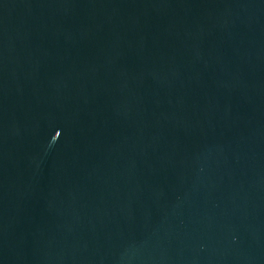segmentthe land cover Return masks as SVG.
Returning a JSON list of instances; mask_svg holds the SVG:
<instances>
[{"label":"water","instance_id":"water-1","mask_svg":"<svg viewBox=\"0 0 264 264\" xmlns=\"http://www.w3.org/2000/svg\"><path fill=\"white\" fill-rule=\"evenodd\" d=\"M0 264H264V0H0Z\"/></svg>","mask_w":264,"mask_h":264}]
</instances>
